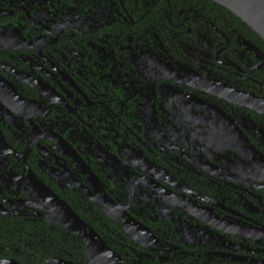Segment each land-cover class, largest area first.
<instances>
[{"label":"flooded vegetation","instance_id":"obj_1","mask_svg":"<svg viewBox=\"0 0 264 264\" xmlns=\"http://www.w3.org/2000/svg\"><path fill=\"white\" fill-rule=\"evenodd\" d=\"M54 194L117 264H264V40L213 0H0V264L89 263Z\"/></svg>","mask_w":264,"mask_h":264},{"label":"water","instance_id":"obj_2","mask_svg":"<svg viewBox=\"0 0 264 264\" xmlns=\"http://www.w3.org/2000/svg\"><path fill=\"white\" fill-rule=\"evenodd\" d=\"M213 1L229 9L264 40V0ZM45 198L49 201L48 196ZM53 199V208H61V212L58 214L64 218L63 221L55 223L68 228L82 238L85 255L89 259L88 264H117L122 260L119 254L107 245L102 237L81 220L67 204L55 194Z\"/></svg>","mask_w":264,"mask_h":264},{"label":"trees","instance_id":"obj_3","mask_svg":"<svg viewBox=\"0 0 264 264\" xmlns=\"http://www.w3.org/2000/svg\"><path fill=\"white\" fill-rule=\"evenodd\" d=\"M74 249H75V250H77L78 248H77V247H75Z\"/></svg>","mask_w":264,"mask_h":264}]
</instances>
